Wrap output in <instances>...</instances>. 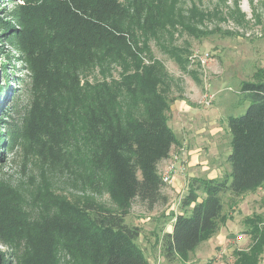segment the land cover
Here are the masks:
<instances>
[{
    "label": "trees",
    "instance_id": "1",
    "mask_svg": "<svg viewBox=\"0 0 264 264\" xmlns=\"http://www.w3.org/2000/svg\"><path fill=\"white\" fill-rule=\"evenodd\" d=\"M175 1L10 0L0 34L25 67L26 79L16 81L25 85L28 102L16 121L0 116V163L4 151L21 145L40 167L63 170L93 193L105 191L114 208L72 201L45 183L27 198L0 180V264H58L60 253L70 264H150L138 243L141 228L126 218L135 200L151 209L162 198L158 165L178 145L168 125L177 99L166 96L161 62L143 55L154 40L183 66L175 35L207 38L181 25ZM232 7L235 13L228 5L213 11L248 25L238 0ZM162 36L170 47L161 45ZM96 65L119 66L118 80L90 82L86 72ZM240 93L250 105L227 117L230 172L187 180L180 212L167 221L171 232L159 233L168 263L187 260L217 231L224 195L239 197L264 184V79L240 83ZM245 224L249 242L232 248L226 264H262L264 227L254 217Z\"/></svg>",
    "mask_w": 264,
    "mask_h": 264
},
{
    "label": "rangeland",
    "instance_id": "2",
    "mask_svg": "<svg viewBox=\"0 0 264 264\" xmlns=\"http://www.w3.org/2000/svg\"><path fill=\"white\" fill-rule=\"evenodd\" d=\"M13 5L10 0H0L1 19L4 20ZM174 5L175 9L182 10V13L179 11L181 14L176 11L177 17H182L181 25L184 27L188 25L199 30L207 35V38L197 41L185 31L179 36L175 35L173 46L179 48L178 53L185 61L183 66L161 50L154 40L149 42L150 51H145L146 56L143 55V57L145 59L152 57L161 62L164 68L163 80L168 85L166 96L169 99H177L171 103L168 112L169 127L176 137H180L183 125H186L192 144L199 149L203 145L207 148L206 155L202 157L207 160V165L202 170H195L185 159L186 166L183 174L180 170L182 158L175 159L172 156L159 167V173H162L167 164L174 163L177 170L173 178L182 184L191 178L188 176L211 178V175H215L214 171L217 172V178H222L230 172V166L226 160L230 146L227 117L244 114L250 105L249 98L240 93V83L264 79V0H238L240 13L244 14L243 19L249 23L248 25L238 24L230 17L222 20L223 8L226 5L234 12L233 0L223 2L177 0ZM216 5L217 7L221 5L223 12L213 11ZM201 11L204 13L202 20L197 17ZM178 26L175 29L180 30ZM2 37L1 32L0 72L2 65H6V77L0 74V87H3L4 92L0 93V116L2 120L9 123L19 118L20 109L28 102V94L24 91L25 85L21 84V80L16 81V78L24 79L27 72L19 61V54ZM160 43L170 47L169 40L165 36L160 37ZM205 52L211 55L208 66L201 67L195 61L193 62L197 53ZM119 75L120 67L117 65H96L86 72V78L90 82L110 80L111 77L118 80ZM205 90L210 95H215L209 107H203L200 104ZM14 95L18 96L15 103ZM13 104H17L19 112L12 114ZM210 116H215L214 123ZM212 128L217 132L215 136L209 137L208 133ZM176 152L173 151V154ZM1 159L3 161L1 160L0 163V180L15 186L27 198H30V195L45 183L56 193L72 201H91L114 208L105 191L93 193L81 187L80 183L74 182L72 176L63 170L40 167L21 145H17L9 152L4 151ZM173 186L177 185L173 184ZM185 188L186 186H183L182 191L177 193L170 188V185H165L161 190L162 198L151 209L139 200H135L129 209L126 221L141 228L138 243L150 264H205L209 261H212V264H226L231 260L228 255L232 248L239 249L240 246L244 247L249 242L244 234L247 230L245 224L247 218H258L261 226L264 227V184L255 192H247L239 197L226 194L222 197L223 217L217 231L202 241L188 255L187 260L179 259L168 263L161 254L158 239L162 233H159L166 232L170 226L167 222L169 218L180 212V202L182 196L186 194ZM239 233H243L245 239L236 245L233 238ZM58 264H70V262L64 254L60 253Z\"/></svg>",
    "mask_w": 264,
    "mask_h": 264
},
{
    "label": "crops",
    "instance_id": "3",
    "mask_svg": "<svg viewBox=\"0 0 264 264\" xmlns=\"http://www.w3.org/2000/svg\"><path fill=\"white\" fill-rule=\"evenodd\" d=\"M173 109V105L171 107V110ZM171 112V111H170ZM210 119L212 120V123H214L216 121L215 116H210ZM181 122V121H180ZM217 130L216 129H211L209 130V137L215 136L216 135ZM192 138L188 137L187 134V130H186V125L182 127V135L180 137H177L178 140V146H174L171 149L169 158H167L166 160H163L159 163L158 165V170L160 169L159 167L166 162L168 159H170L172 156H174L175 159H178V157L182 158V161L186 159V161H188V164L190 166H193L195 170H202L205 168V165H207V160L202 158L206 155L207 153V148L203 145V147L201 149H199L197 146L192 144ZM173 151H177L176 154H173ZM227 151V150H226ZM228 154L230 153V146L228 149ZM226 152V153H227ZM196 155V157L194 156ZM228 157V156H227ZM227 160V159H226ZM177 170V168H176ZM185 171V170H184ZM182 172V171H181ZM176 173V171H175ZM174 173V174H175ZM184 174V172H182ZM215 175H211V178H207V179H215L216 177V171L213 172ZM191 178H201V177H196V176H188ZM219 178V177H218ZM187 183V182H185ZM185 183H181L180 181L172 178V182L169 184L170 188L173 191H176L177 193H179L180 191H182L183 186H186ZM173 184H176L177 186L174 187ZM186 189V188H185ZM171 226H169L167 232H171ZM233 237V236H232Z\"/></svg>",
    "mask_w": 264,
    "mask_h": 264
},
{
    "label": "built area",
    "instance_id": "4",
    "mask_svg": "<svg viewBox=\"0 0 264 264\" xmlns=\"http://www.w3.org/2000/svg\"><path fill=\"white\" fill-rule=\"evenodd\" d=\"M211 59V55L209 52H205L203 54L197 53L194 56L193 62L195 61L198 65L201 67L208 66ZM206 86V85H205ZM215 95H210L208 91L205 90V94L202 98L201 105L203 107H209L212 104L213 98ZM186 166V161H182V164L180 166V170L184 172ZM176 171V166L174 163L167 164L165 168L163 169L161 175V181L163 185H169L172 182L173 174ZM245 239V236L243 233H239L234 236L233 242L234 244H238L239 242L243 241ZM264 264V263H263Z\"/></svg>",
    "mask_w": 264,
    "mask_h": 264
}]
</instances>
